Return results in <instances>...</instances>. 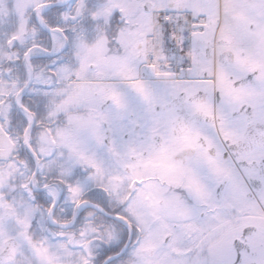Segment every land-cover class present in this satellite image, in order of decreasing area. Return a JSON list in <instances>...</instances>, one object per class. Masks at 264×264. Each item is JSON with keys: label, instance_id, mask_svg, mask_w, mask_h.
<instances>
[{"label": "snow or ice", "instance_id": "obj_1", "mask_svg": "<svg viewBox=\"0 0 264 264\" xmlns=\"http://www.w3.org/2000/svg\"><path fill=\"white\" fill-rule=\"evenodd\" d=\"M0 264H264V0H0Z\"/></svg>", "mask_w": 264, "mask_h": 264}]
</instances>
